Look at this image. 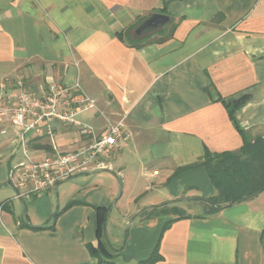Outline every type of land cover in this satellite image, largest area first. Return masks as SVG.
I'll return each mask as SVG.
<instances>
[{
    "label": "crops",
    "instance_id": "0c3cea01",
    "mask_svg": "<svg viewBox=\"0 0 264 264\" xmlns=\"http://www.w3.org/2000/svg\"><path fill=\"white\" fill-rule=\"evenodd\" d=\"M154 13L170 21L137 33ZM4 80L9 90L22 80L39 94L52 82L79 83L96 107L76 118L98 134L122 122L129 136L101 155L104 168L21 198L12 175L20 138L0 122V264H99L90 245L101 253V239L110 251L115 211L123 219L134 212L122 251H110L117 264L154 252L155 264H264V191L208 214L217 189L194 165L208 150L244 144L219 98L245 97L236 121L264 136V0H0ZM73 92L78 108L81 91ZM52 125V135L26 136L36 159L88 143L77 126ZM157 205L161 213L150 215Z\"/></svg>",
    "mask_w": 264,
    "mask_h": 264
},
{
    "label": "built area",
    "instance_id": "2783aa9c",
    "mask_svg": "<svg viewBox=\"0 0 264 264\" xmlns=\"http://www.w3.org/2000/svg\"><path fill=\"white\" fill-rule=\"evenodd\" d=\"M15 84L19 89L9 90L8 81H0V122H8L16 129L22 146V160L12 170V175H18L17 197L41 195L79 172L104 168L101 155L129 136L122 122L110 124L104 133L98 134L93 126L76 118L79 112L96 107L79 83L72 87L52 82L40 94L22 80ZM74 87L81 91L78 108L70 107L75 97ZM55 121L77 126L80 135L89 139L88 143L75 151L56 152L36 159L26 136L30 133L52 135Z\"/></svg>",
    "mask_w": 264,
    "mask_h": 264
},
{
    "label": "trees",
    "instance_id": "16d2710c",
    "mask_svg": "<svg viewBox=\"0 0 264 264\" xmlns=\"http://www.w3.org/2000/svg\"><path fill=\"white\" fill-rule=\"evenodd\" d=\"M219 99L226 104L230 117L235 121L243 135L244 144L239 151L234 152L214 153L208 150L202 159L194 164H201L206 167L217 189L216 195L208 199L211 205L208 214L215 213L225 206L242 202L264 191V136H258L252 140L248 132L239 126L235 117L236 109L245 97L233 101H227L224 98ZM161 206L163 205L154 206V212L152 211L150 215L160 214L161 211L157 209ZM173 210L179 215L184 214L179 208L175 207ZM107 212V210L101 209L99 213L100 235L106 223ZM90 251L98 258L99 264H117L112 260L113 254L101 239L99 242L101 253L91 245ZM159 258V254L154 252L138 264H155Z\"/></svg>",
    "mask_w": 264,
    "mask_h": 264
},
{
    "label": "rangeland",
    "instance_id": "374dc122",
    "mask_svg": "<svg viewBox=\"0 0 264 264\" xmlns=\"http://www.w3.org/2000/svg\"><path fill=\"white\" fill-rule=\"evenodd\" d=\"M248 135L251 137L252 140H254L258 136H263L259 134H250V133H248ZM122 190H123V187H120V193L122 192ZM127 194L128 192L125 191V198H124L125 203L128 201ZM202 208H203L202 206L193 207L194 210L202 209ZM122 214L123 213L117 212V211L112 213V216L110 218L109 225H108V230L106 232V242L108 244L110 251L114 254V258H116L122 251V248H123L122 245L130 229V222L133 219L134 212L129 213L130 216L124 219H123ZM120 237L122 240L119 241V246L117 244L110 242V240L114 241L115 238L120 239Z\"/></svg>",
    "mask_w": 264,
    "mask_h": 264
},
{
    "label": "water",
    "instance_id": "95a60500",
    "mask_svg": "<svg viewBox=\"0 0 264 264\" xmlns=\"http://www.w3.org/2000/svg\"><path fill=\"white\" fill-rule=\"evenodd\" d=\"M169 21H170L169 15L165 13H154L140 24V26L137 28V33L140 34L147 29L158 30Z\"/></svg>",
    "mask_w": 264,
    "mask_h": 264
}]
</instances>
